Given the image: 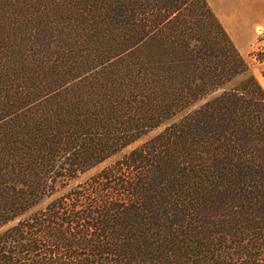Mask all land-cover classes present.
Segmentation results:
<instances>
[{
    "label": "trees",
    "instance_id": "16d2710c",
    "mask_svg": "<svg viewBox=\"0 0 264 264\" xmlns=\"http://www.w3.org/2000/svg\"><path fill=\"white\" fill-rule=\"evenodd\" d=\"M249 58L206 0H0V264H264Z\"/></svg>",
    "mask_w": 264,
    "mask_h": 264
},
{
    "label": "crops",
    "instance_id": "0c3cea01",
    "mask_svg": "<svg viewBox=\"0 0 264 264\" xmlns=\"http://www.w3.org/2000/svg\"><path fill=\"white\" fill-rule=\"evenodd\" d=\"M264 0H208L217 18L231 35L232 41L240 48L236 33L242 30L251 44L255 28L264 23ZM245 48V47H244ZM243 48V49H244ZM241 49V48H240Z\"/></svg>",
    "mask_w": 264,
    "mask_h": 264
},
{
    "label": "rangeland",
    "instance_id": "374dc122",
    "mask_svg": "<svg viewBox=\"0 0 264 264\" xmlns=\"http://www.w3.org/2000/svg\"><path fill=\"white\" fill-rule=\"evenodd\" d=\"M207 2H208V0H206ZM262 3H264V1L262 2ZM208 5L210 6V8H211V10L213 11V9H212V7H211V5L209 4V2H208ZM149 11H150V9H148ZM147 10V12H149ZM146 12V13H147ZM214 12V11H213ZM139 13V12H138ZM194 13V12H193ZM214 14H215V12H214ZM148 16H149V18H150V20H151V18H152V16L153 15H151V14H148ZM215 16H216V14H215ZM217 17V16H216ZM218 19V18H217ZM219 20V19H218ZM219 22H220V20H219ZM221 23V22H220ZM151 24H153V22H151ZM221 25H222V23H221ZM223 26V25H222ZM224 27V26H223ZM225 29V28H224ZM236 30V33H237V36H238V39L241 41L239 44H240V48H238L236 45V47H237V49L239 50V52L241 53V54H243V56H247L248 58L251 56L252 58H249V60L251 61V62H253V58H255L256 57V53L257 52H262V51H264V23L262 24V25H259V26H257L256 28H255V31H254V37H253V39H252V42H251V44L250 45H248L247 46V43H249L248 42V38L247 37H245V35L243 34V31L241 30H239L238 31V28L236 27L235 28ZM226 30V29H225ZM226 32H227V30H226ZM228 33V32H227ZM229 34V33H228ZM230 36V38H231V35H229ZM232 39V38H231ZM234 42V41H233ZM234 44H235V42H234ZM245 47V48H244ZM244 48V49H243ZM256 62V61H255ZM253 72L255 73V75L258 77V79H259V81H260V83L262 84V86L264 87V80L262 79V77H261V75H260V70H259V68H258V66L257 65H253ZM139 142H137V143H135L134 145H136V144H138ZM102 166V165H101ZM101 166H99V167H97V168H100ZM96 168V169H97ZM96 169H93L92 171H95Z\"/></svg>",
    "mask_w": 264,
    "mask_h": 264
}]
</instances>
